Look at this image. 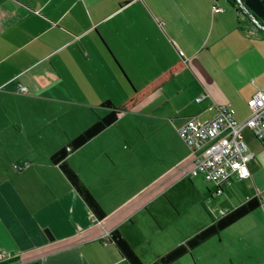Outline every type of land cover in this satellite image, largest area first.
<instances>
[{"label":"crops","instance_id":"0c3cea01","mask_svg":"<svg viewBox=\"0 0 264 264\" xmlns=\"http://www.w3.org/2000/svg\"><path fill=\"white\" fill-rule=\"evenodd\" d=\"M238 6L239 13L227 0H0V252L9 256L0 264H130L112 230L143 264L185 242L179 185L155 184L142 168L140 184L121 186L117 152L122 140L127 157L137 152L134 128L150 156L156 143L172 157L157 182L180 169L191 176L195 153L178 136L184 122L206 121L223 105L236 120L248 116L247 100L264 92V0ZM179 62L175 76L66 158L105 212L96 220L50 156L105 116L104 102L118 107ZM122 120L123 134H107ZM242 137L254 153L249 176L232 177L216 195L226 194L224 211L253 197L260 205L218 236L229 264H264V142L248 130ZM79 151L88 174L72 160ZM169 222L176 227L163 237Z\"/></svg>","mask_w":264,"mask_h":264},{"label":"rangeland","instance_id":"374dc122","mask_svg":"<svg viewBox=\"0 0 264 264\" xmlns=\"http://www.w3.org/2000/svg\"><path fill=\"white\" fill-rule=\"evenodd\" d=\"M77 127H79L78 124H72V129H76ZM124 128H129L126 121H118L114 128L107 131V134L112 132V134L121 135L125 132ZM130 129V133L136 141L137 152L132 157H127L130 143L122 140L117 152L120 162L116 169L115 180H118V184H122L121 186L123 187L127 184H140L144 174L141 175L140 171L144 168V170L148 169L146 179L154 178L155 184H178L177 195L184 202V207L181 208L179 217L180 224L182 225V232L179 234L180 238L184 237L186 241L194 235H192L194 231L198 229L200 231L208 226L220 215L221 211L228 209L226 208L228 207V202L225 201V193L223 195H216L211 184L207 183L202 176H187V170L183 171V169L179 168L180 170L175 176L171 175L169 178L167 177V179L165 178L157 182L156 177L161 176L169 162L172 161L169 151L162 149V146L155 143L154 157L150 156V153L145 151L144 141L138 137L134 128ZM170 145L173 148L176 147V143L172 140V137H170ZM84 157L83 151H79L72 157V160L77 161L80 171H82L81 162ZM96 159L102 160L104 158L96 155ZM106 166L108 169H114L108 162H106ZM150 167L151 171L149 170ZM82 172L87 173L84 170ZM172 192L174 191H171V194ZM171 194L170 196L172 197ZM156 226L161 228L162 225L156 224ZM175 227L176 224L173 222L164 225V228H161L162 236L166 237L170 235ZM222 249L223 245L220 241V236L216 235L207 239L171 264H223L225 262L229 264L230 260Z\"/></svg>","mask_w":264,"mask_h":264},{"label":"built area","instance_id":"2783aa9c","mask_svg":"<svg viewBox=\"0 0 264 264\" xmlns=\"http://www.w3.org/2000/svg\"><path fill=\"white\" fill-rule=\"evenodd\" d=\"M213 12L222 9L212 5ZM201 98H196V102ZM248 116L236 120L228 106H218L216 114L200 121L197 117L188 118L178 129V136L195 153L190 175L202 176L214 185L215 194L223 192V187L230 184V179H246L249 176L247 164L254 158V153L245 144L242 132L248 130L259 142H264V92L257 90L247 100ZM27 166V164H26ZM16 171L22 167L13 166ZM225 211H221L222 215ZM9 256L0 252V261Z\"/></svg>","mask_w":264,"mask_h":264},{"label":"trees","instance_id":"16d2710c","mask_svg":"<svg viewBox=\"0 0 264 264\" xmlns=\"http://www.w3.org/2000/svg\"><path fill=\"white\" fill-rule=\"evenodd\" d=\"M227 1L235 7L238 13L240 12L238 2H240L241 0ZM182 65L183 64L181 62L173 65L141 89L134 90L131 96L116 108L113 107L110 102H104L103 105L107 108H110V111L105 116L99 118L95 123L90 125L84 131L79 133L76 137L69 140L64 146L59 148L50 156L51 163L59 167L61 172L64 174L71 186L84 201L96 220H102L103 218H105V212L103 211L97 200L94 198V196L91 194L89 189L79 179L78 175L67 164L66 158L69 156V154L80 148L91 138L96 136L106 127L119 119V117L123 113L130 111L136 104L143 101L156 89L169 81L182 69ZM259 205V199L253 197L244 201L235 208L229 211H225L222 215H219L211 224L191 236L184 243L177 245L164 255L158 257L151 264H171L186 253L190 252L195 247L205 242L207 239L218 235L223 229H225L238 219L242 218L246 214L250 213ZM109 236L113 244L130 264H143L136 253L133 251L131 246L126 242V240L117 230H112Z\"/></svg>","mask_w":264,"mask_h":264},{"label":"water","instance_id":"95a60500","mask_svg":"<svg viewBox=\"0 0 264 264\" xmlns=\"http://www.w3.org/2000/svg\"><path fill=\"white\" fill-rule=\"evenodd\" d=\"M48 235H50V234L48 233ZM49 238H50V239H52V237H51V236H50Z\"/></svg>","mask_w":264,"mask_h":264}]
</instances>
